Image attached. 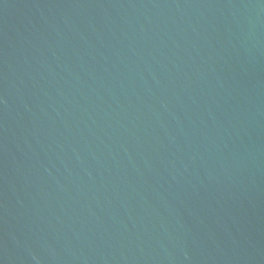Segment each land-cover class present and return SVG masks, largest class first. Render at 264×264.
Returning <instances> with one entry per match:
<instances>
[{
  "label": "water",
  "instance_id": "water-1",
  "mask_svg": "<svg viewBox=\"0 0 264 264\" xmlns=\"http://www.w3.org/2000/svg\"><path fill=\"white\" fill-rule=\"evenodd\" d=\"M0 264H264V0H0Z\"/></svg>",
  "mask_w": 264,
  "mask_h": 264
}]
</instances>
